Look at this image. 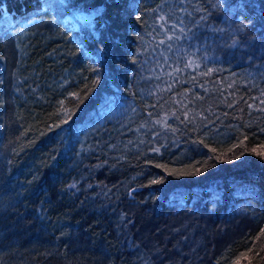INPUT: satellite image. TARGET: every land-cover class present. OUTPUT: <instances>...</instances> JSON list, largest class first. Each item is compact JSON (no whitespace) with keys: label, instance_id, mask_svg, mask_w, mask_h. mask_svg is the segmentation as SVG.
<instances>
[{"label":"trees","instance_id":"obj_1","mask_svg":"<svg viewBox=\"0 0 264 264\" xmlns=\"http://www.w3.org/2000/svg\"><path fill=\"white\" fill-rule=\"evenodd\" d=\"M173 4L0 0V264H264V0Z\"/></svg>","mask_w":264,"mask_h":264},{"label":"rangeland","instance_id":"obj_2","mask_svg":"<svg viewBox=\"0 0 264 264\" xmlns=\"http://www.w3.org/2000/svg\"><path fill=\"white\" fill-rule=\"evenodd\" d=\"M185 1V0H184ZM182 0H174L173 6H180ZM97 15L96 11H85V10H70L66 13L65 20L71 25V27L75 30H83L89 28L91 32H94V19ZM5 30H0V35L3 38L10 30L9 26H4ZM175 63V64H174ZM177 67L176 62H170V66ZM166 87L165 84L161 85L160 88Z\"/></svg>","mask_w":264,"mask_h":264},{"label":"bare ground","instance_id":"obj_3","mask_svg":"<svg viewBox=\"0 0 264 264\" xmlns=\"http://www.w3.org/2000/svg\"><path fill=\"white\" fill-rule=\"evenodd\" d=\"M94 20H95V19H94ZM64 21L70 26V29H71L72 31L77 32L78 35H79V37L82 38V39H83V38H86V36H88V35L85 36V33H86V32H90V33L95 34V25H94V32H91V30H90L89 28H86V29H83V30H75V29H73V28L71 27V25L65 20V17H64ZM94 22H95V21H94ZM1 29H2V31H3V30H5V27H2ZM1 29H0V30H1ZM0 32H1V31H0ZM95 35H96V34H95ZM83 40H84V39H83ZM97 103H98V102H97ZM97 112H104V111H103V107H102V108L99 107L98 110H97Z\"/></svg>","mask_w":264,"mask_h":264},{"label":"snow or ice","instance_id":"obj_4","mask_svg":"<svg viewBox=\"0 0 264 264\" xmlns=\"http://www.w3.org/2000/svg\"><path fill=\"white\" fill-rule=\"evenodd\" d=\"M97 14H99V11H97ZM158 151V149L156 150ZM258 155H261V156H264V152H261V153H257Z\"/></svg>","mask_w":264,"mask_h":264}]
</instances>
